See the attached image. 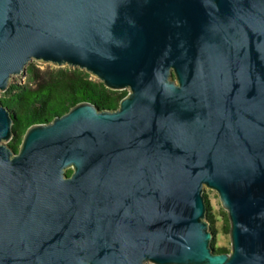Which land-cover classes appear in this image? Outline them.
Wrapping results in <instances>:
<instances>
[{"label": "water", "instance_id": "95a60500", "mask_svg": "<svg viewBox=\"0 0 264 264\" xmlns=\"http://www.w3.org/2000/svg\"><path fill=\"white\" fill-rule=\"evenodd\" d=\"M31 60L126 94L17 152L0 103V264H264V0H0V93Z\"/></svg>", "mask_w": 264, "mask_h": 264}, {"label": "trees", "instance_id": "16d2710c", "mask_svg": "<svg viewBox=\"0 0 264 264\" xmlns=\"http://www.w3.org/2000/svg\"><path fill=\"white\" fill-rule=\"evenodd\" d=\"M28 78L35 84L10 83L0 93V103L11 110L16 119L18 131L21 133L34 124L50 121L80 102H90L97 107H116L117 102L126 94L125 90L111 91L100 81L90 79L89 74L78 68L46 67L38 76L32 66L26 69ZM15 146V145H14ZM70 170L66 171L68 175ZM207 219L211 224L212 215L207 211ZM223 231L228 232L229 223L224 215ZM213 233L215 230L211 227ZM215 252H227L221 247H213Z\"/></svg>", "mask_w": 264, "mask_h": 264}, {"label": "rangeland", "instance_id": "374dc122", "mask_svg": "<svg viewBox=\"0 0 264 264\" xmlns=\"http://www.w3.org/2000/svg\"><path fill=\"white\" fill-rule=\"evenodd\" d=\"M30 66H32L33 69L36 70L38 76H41V71L46 67L50 66L52 68H56L50 63H44V62L37 61V60H31L26 65L25 71L18 75H15L10 82L16 83V84H28L31 87H33L35 82L29 80L28 73H26V69ZM89 76H90L89 77L90 79L98 81L95 77L91 75ZM202 194L205 197L209 212L212 215L210 226L213 227L215 230V234L213 235V238L210 240V245L212 247H221L229 251L230 249L229 234L228 232H224L222 228L224 224L223 219H224V215H226V212L221 207L217 194L214 190L203 188ZM147 264H150V263H147Z\"/></svg>", "mask_w": 264, "mask_h": 264}, {"label": "flooded vegetation", "instance_id": "af4514ba", "mask_svg": "<svg viewBox=\"0 0 264 264\" xmlns=\"http://www.w3.org/2000/svg\"><path fill=\"white\" fill-rule=\"evenodd\" d=\"M126 91V90H125ZM119 102V101H118ZM117 102V104H118ZM117 104L115 106H117ZM12 119L14 121V124L12 125L13 126V133L11 135V137L9 138V140L6 142L13 150L14 152H17L18 151V148H19V145H20V141L22 139V136H23V132H19L18 131V128H17V122H16V119L12 116ZM15 145V146H14Z\"/></svg>", "mask_w": 264, "mask_h": 264}]
</instances>
